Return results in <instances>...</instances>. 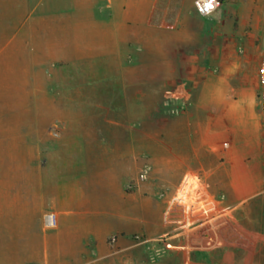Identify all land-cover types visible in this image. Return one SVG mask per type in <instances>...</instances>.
Here are the masks:
<instances>
[{
  "label": "rangeland",
  "instance_id": "1",
  "mask_svg": "<svg viewBox=\"0 0 264 264\" xmlns=\"http://www.w3.org/2000/svg\"><path fill=\"white\" fill-rule=\"evenodd\" d=\"M102 5L0 0V264H48V238L67 217H102L114 203L141 231L132 236L137 250L148 264L158 263L171 250L151 261L152 249L169 247L174 235L163 224L166 207L191 177L209 189L202 175L181 176L175 162L163 167L167 130L176 135L195 87L216 78L218 99L228 100V126L231 116L260 118L264 31L254 30L253 22L264 20L263 7L243 11L249 16L234 24L230 17L228 41H222L194 9L112 11ZM182 17L199 21L192 36L178 34V25L174 33L163 31L162 22ZM229 165L228 159V174ZM233 172L228 209L238 211L231 212L235 234L262 239L263 228L258 238L242 225L245 199L261 196L263 188L254 192L255 182L242 183L240 166ZM259 196L255 217L263 211ZM48 214L55 215V228L46 226ZM213 255L193 261L225 264L220 250Z\"/></svg>",
  "mask_w": 264,
  "mask_h": 264
},
{
  "label": "crops",
  "instance_id": "2",
  "mask_svg": "<svg viewBox=\"0 0 264 264\" xmlns=\"http://www.w3.org/2000/svg\"><path fill=\"white\" fill-rule=\"evenodd\" d=\"M102 1L103 5L100 9L103 10L189 11L194 9L195 0ZM262 7L264 8V4H258L256 0H220V7L216 12L207 18L199 17L208 20L207 24L211 30L220 32L219 39L228 41L230 17H235L234 24L235 19L239 20L244 16H249L243 11H254ZM250 15L253 20L254 14L251 12ZM255 19L254 30L264 31V28L260 27L264 24V20L262 21L259 17ZM176 25L181 27L178 34L192 36L199 21L182 17L181 20L177 18L172 22L167 21L164 24L162 22L163 31L166 30L168 33H174L172 29ZM118 32L114 30L113 34H118ZM201 72L208 74L203 69ZM205 78L207 81L195 87L188 108L178 118L177 123L180 127L176 135L174 136V131L167 130V156L163 157V167L169 170L170 164L176 163L180 175L184 178L202 175L200 180L207 182L208 191L220 196L224 207L228 209V176L234 177V167L236 170L239 166L241 167L240 180L242 183L253 181L257 184L258 187L254 192L264 188V177L262 174L258 175L260 166L262 169L258 158L262 157L264 161V133L261 119L251 115L231 116L228 126V100L218 99L215 77ZM174 137H176L175 145L172 140ZM173 153L176 154L175 161ZM259 195L260 192L252 193L245 199L248 203L243 208L247 212L245 214L247 218L245 217V225L241 224L246 232L252 233L255 237L262 235L261 229L263 228L262 213L259 212L258 217L253 214L255 198ZM259 198L262 205V196ZM115 201L118 203L119 200ZM229 207L237 216L238 211L234 210L235 206ZM112 209L111 212H105L104 216L97 218L83 215L78 220L74 213L72 220L69 221L67 217L64 225L59 226L57 231L48 238L45 254L48 264H148L147 259L132 242V236L141 232L136 227V221L130 217H123L119 204L114 203ZM251 213L252 216L249 215ZM174 238L177 239L172 241ZM166 242L173 249L168 251L167 256L156 264H185L197 257L210 260L214 257L213 253L219 250L224 256V260L219 261L221 263L233 264L240 258V264H264V238L249 241L245 233H241L239 237L234 233L228 235L224 242L226 245H218L212 240H207L199 248L190 251L175 248L181 244L177 235L168 237ZM38 258L41 259L40 256Z\"/></svg>",
  "mask_w": 264,
  "mask_h": 264
},
{
  "label": "built area",
  "instance_id": "3",
  "mask_svg": "<svg viewBox=\"0 0 264 264\" xmlns=\"http://www.w3.org/2000/svg\"><path fill=\"white\" fill-rule=\"evenodd\" d=\"M196 14L207 18L220 7V0H195L193 3ZM258 110L264 133V54L260 60L258 70ZM146 171L140 173L139 180H144ZM262 220L264 232V188L262 191ZM232 211L224 207L222 198L206 189L196 178L186 180L177 196L166 207L163 214V224L170 230V234L177 235L181 244L177 249L191 250L199 248L204 241L212 240L223 245L228 234H235L232 221ZM48 228H55L56 217L53 214L45 216ZM226 232L227 236L224 237ZM171 247L152 249L151 261L160 258ZM185 264H198L187 261Z\"/></svg>",
  "mask_w": 264,
  "mask_h": 264
}]
</instances>
